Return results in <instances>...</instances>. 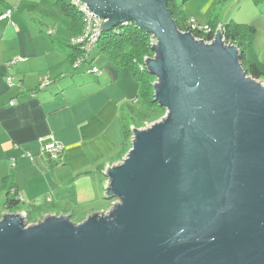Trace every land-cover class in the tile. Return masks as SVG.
I'll return each instance as SVG.
<instances>
[{"label": "water", "instance_id": "obj_1", "mask_svg": "<svg viewBox=\"0 0 264 264\" xmlns=\"http://www.w3.org/2000/svg\"><path fill=\"white\" fill-rule=\"evenodd\" d=\"M154 41L158 120L131 126L107 165V210L26 222L0 213V264H264V81L245 73L220 26L206 42L177 27L167 0H80Z\"/></svg>", "mask_w": 264, "mask_h": 264}, {"label": "crops", "instance_id": "obj_2", "mask_svg": "<svg viewBox=\"0 0 264 264\" xmlns=\"http://www.w3.org/2000/svg\"><path fill=\"white\" fill-rule=\"evenodd\" d=\"M11 1L0 0V15L11 11L0 17V213L15 190L18 211H31L35 221L51 213L70 214L79 222L115 200L105 198L103 170L120 161L121 120L125 106L134 117L135 80L113 64L103 71L98 67V74L73 70L68 40L75 29L69 18L68 38L60 39L55 19L38 17L31 0ZM231 1L242 12L229 19L255 27L253 51L264 63V0ZM229 19L200 24L212 21L217 27ZM41 80L49 83L39 88ZM49 138L63 145L56 161L41 150Z\"/></svg>", "mask_w": 264, "mask_h": 264}, {"label": "trees", "instance_id": "obj_3", "mask_svg": "<svg viewBox=\"0 0 264 264\" xmlns=\"http://www.w3.org/2000/svg\"><path fill=\"white\" fill-rule=\"evenodd\" d=\"M54 3L59 6L61 11L69 18V27L75 29V35L78 34L82 26V19L79 11L71 7L67 0H55ZM167 5L171 9L172 16L180 30H190L195 37L208 40L213 38L216 25L212 21L206 23L209 26V30L204 31L199 27L201 25L200 23L186 16L176 4L175 0H167ZM192 25H195V27H192ZM219 26L225 42L235 44L238 47L240 54L239 60L245 73L255 79L264 80V63L256 58L252 46L255 27L249 23L238 22L232 19L221 22ZM68 44L73 48L72 52L68 54V59L70 60L73 70L84 67L86 72L98 74L100 69L92 63L91 51L97 49L100 52H104L110 57L111 63L112 61L116 64L119 62L121 65H127L131 69L134 80L136 79L138 83L139 92L143 93V95L146 93V102L152 105V110H157L156 117L164 114L165 108L159 106L157 102L152 100V82L155 80V77L151 75L143 65L144 57L153 54L151 50L150 34L138 28L133 22H129L117 25L108 31L100 32L97 40L94 41L88 49L83 48L81 45L71 43L69 40ZM145 123H137V121L133 119L130 124H124L123 135L125 142H127V146L123 148L124 152L118 156L119 160L130 147V125L142 127L145 126ZM110 200H112V198ZM19 202L20 197L17 192L15 190L9 191L2 206L7 211L16 212L21 209ZM26 222H35L31 211L26 212Z\"/></svg>", "mask_w": 264, "mask_h": 264}, {"label": "rangeland", "instance_id": "obj_4", "mask_svg": "<svg viewBox=\"0 0 264 264\" xmlns=\"http://www.w3.org/2000/svg\"><path fill=\"white\" fill-rule=\"evenodd\" d=\"M12 1H13L12 4L15 5V1L14 0ZM175 1L176 4L181 8V10L186 15H193V17H195L200 23L205 22L208 19L215 20L216 17H218V19L221 20L229 19L232 16L238 18V14L242 12L241 10H238L239 8H237L238 7L237 4L236 3L234 4L231 0H175ZM35 3L36 6H34ZM28 5L29 7H33L32 10L34 13H36L38 17L45 18L46 20H48L49 23H51V21L55 19L56 25L59 27L60 30V34H59L60 39L68 38L69 34L66 29L68 26V17L66 16V14H64L61 11L59 6L54 4V0H31L30 3H28ZM91 56L93 59L92 63L97 67H100L102 71L105 70V67L107 65L113 64L114 67L117 69V71H119L120 73L126 72L133 77L132 71L127 65H121L119 62L118 64H116L114 61H112L111 63V59L106 53L100 52L97 49H95L91 51ZM122 69H125L126 71H122ZM145 95L146 93H144L143 95V93L139 92V86L135 79V101L131 103L134 106V110H135V112L132 114L134 117L130 118L131 112L127 111L129 107L125 106L126 110H124L123 117L121 120L123 123L122 131H124V124H130L133 121V119H135L137 123L143 124L146 122L144 124L146 126L149 125L151 122L158 120L162 115H164L162 114L161 116L156 117L157 110L154 111L151 109L152 105L146 102ZM130 130H131V125H130ZM122 145L123 148L127 146V142H125L124 135H123ZM122 152H124L123 149Z\"/></svg>", "mask_w": 264, "mask_h": 264}, {"label": "built area", "instance_id": "obj_5", "mask_svg": "<svg viewBox=\"0 0 264 264\" xmlns=\"http://www.w3.org/2000/svg\"><path fill=\"white\" fill-rule=\"evenodd\" d=\"M71 7L78 10L80 13V17L82 19V26L81 30L78 34L70 37L69 41L74 44L81 45L83 48H90L91 44L97 40L99 33L101 32L100 25L105 20L104 18L96 15L92 11L89 10V8L80 0H67ZM11 11L10 9H7L4 11L0 17L6 18L9 17ZM193 20V18H191ZM192 27H195V25H192ZM199 27L203 29L204 31L209 30V26L207 24H201ZM186 31V30H185ZM199 39H203L206 42H209L211 39H204L201 37H196ZM154 41V39L151 37V43ZM95 69V68H94ZM100 71H98L99 73ZM10 81V78H8ZM49 83L48 80H41L38 87L41 88ZM10 104H13L14 101L11 100L9 102ZM147 126V125H146ZM41 150L43 153H45L48 158L51 161H56L60 158L61 153L63 151V145L54 140L53 138L47 139L41 146ZM14 164L13 161H11V165Z\"/></svg>", "mask_w": 264, "mask_h": 264}, {"label": "clouds", "instance_id": "obj_6", "mask_svg": "<svg viewBox=\"0 0 264 264\" xmlns=\"http://www.w3.org/2000/svg\"><path fill=\"white\" fill-rule=\"evenodd\" d=\"M262 81H264V80H262ZM121 160V159H120Z\"/></svg>", "mask_w": 264, "mask_h": 264}]
</instances>
